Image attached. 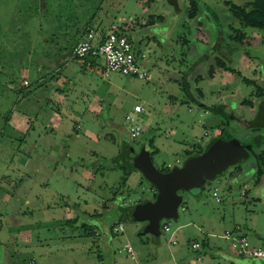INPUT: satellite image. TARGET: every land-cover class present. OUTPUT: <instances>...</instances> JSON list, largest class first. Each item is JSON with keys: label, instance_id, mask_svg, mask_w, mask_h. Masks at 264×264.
<instances>
[{"label": "rangeland", "instance_id": "1", "mask_svg": "<svg viewBox=\"0 0 264 264\" xmlns=\"http://www.w3.org/2000/svg\"><path fill=\"white\" fill-rule=\"evenodd\" d=\"M218 1L198 0L214 6ZM180 3L187 7L184 0ZM139 7L136 0H0V264H174L172 240L185 246L199 241L206 260L221 251L233 257H218L222 264H264V258L237 255L223 238L226 230H241L252 245L264 247V189L250 190L249 182L230 184L226 173L201 188L182 191L179 217L169 221L170 231L161 232L158 239L145 233L146 222L130 217L131 206L151 199L155 191L139 170L128 169V160L120 155L123 144H132L136 152L145 148L154 166L167 171L215 135L206 124L210 115L204 104L215 105L231 96L236 110L238 94L252 90L240 77L224 92L223 82L202 75L197 82L184 79L192 92L187 98L180 78L188 65L177 60L183 65L179 71L172 60L179 48L172 50L169 44V35L179 33L178 28L161 35L159 42H141L149 57L147 81L109 76L111 105L103 114L76 119L65 115L60 99H48L55 86H63L55 83L59 73L54 70L69 62L73 66L68 46L77 31L95 26L101 17L107 25L148 22L152 12ZM168 26L153 30L144 24L137 31L150 37V31L165 32ZM243 30L253 32L249 27ZM259 33L264 37V31ZM263 37L252 35L242 43L245 50L253 47L246 51L254 58L242 77L261 76L263 51L257 45ZM89 75L102 82L97 72ZM84 84L91 88L89 81ZM71 97L67 104L73 107L76 100ZM136 104L142 107L140 113L133 111ZM236 125H229L228 132L242 139L247 128ZM130 126L140 129L137 137L130 135ZM118 223L121 231L114 229ZM127 244L136 252V262L124 249Z\"/></svg>", "mask_w": 264, "mask_h": 264}, {"label": "flooded vegetation", "instance_id": "2", "mask_svg": "<svg viewBox=\"0 0 264 264\" xmlns=\"http://www.w3.org/2000/svg\"><path fill=\"white\" fill-rule=\"evenodd\" d=\"M143 1L144 4H148L145 13H148L149 10L152 12L148 13L149 21L144 24L153 25L154 23H158V25H161L159 23H163L165 25L167 23L166 17L168 16L172 19V22L169 23L170 30L167 35L170 34L174 28L179 29V33H172L174 36L172 35L171 40L174 41L176 39V43L179 44V55H177V57L175 56L176 61L174 65L179 67V71L182 69L183 65H179L177 60L180 61V63L185 62V64L188 65L180 78L182 89L185 91L187 98L190 96L192 97V92L188 87L187 81H184V79L188 77L194 78L196 82L203 78L202 75L212 80L218 79V81H220L219 83L223 82L222 91L224 92L232 88L236 80H239L240 77L245 83L252 85V90L247 95L238 94L240 95V99H237L236 110H240V112L232 109V104L236 103V101L233 100L231 96L226 97L224 101L215 105L208 106L204 104V111H207L206 114L210 115L206 120V124L210 128H213L215 135L204 142L200 149H197L198 151H188L184 158H189L190 155L203 152L214 138L219 137L224 139L223 137H226L228 139H238L228 132L229 125L236 123V126L247 128V132L243 138L238 140L243 145H251L252 149L246 159H242L238 164L228 167L224 173H226L228 180H230L232 184L234 182V177L238 179L244 178L245 181H238L243 186H246V182H249L250 190L251 187L260 191L263 190L264 64L258 68L261 71L259 72L261 76L258 78L242 77L241 71L247 66V68H249V65H251L249 61L254 59L246 51L253 47L245 50L242 43L248 40V37L252 35H254L255 38L256 36L259 38L263 37L259 32L264 31V28L243 23L235 17L231 11L232 7L248 11L254 0H247L243 4H237L231 0H219L216 6L207 3L199 4L198 0H184L187 6L185 9L182 6L183 4L181 5L180 3L181 0H159V2L157 0ZM160 2L161 5H158L157 3ZM151 4H154L153 9L149 7ZM170 7L172 9H170ZM182 15H184L183 17L185 18L183 19L185 20L182 19ZM174 16L176 20L173 19ZM243 27H249L253 32L247 34V32L243 30ZM214 29L217 30V35ZM221 37L223 41L220 45H217L216 41ZM263 45L264 41L257 46L263 51L260 52V55L264 59ZM254 49L256 50L257 48ZM242 57L247 60H242ZM148 59L149 57L147 54V62ZM239 63H243V66L239 65ZM179 71L177 75H179ZM251 72L252 74L256 73V69H253ZM185 84L187 85L186 88L184 87ZM240 119H242V122H240ZM127 157L128 156H126V158Z\"/></svg>", "mask_w": 264, "mask_h": 264}, {"label": "water", "instance_id": "3", "mask_svg": "<svg viewBox=\"0 0 264 264\" xmlns=\"http://www.w3.org/2000/svg\"><path fill=\"white\" fill-rule=\"evenodd\" d=\"M159 35L165 36L166 33ZM251 149V145H243L238 139L218 137L212 139L203 152L184 158L181 165L160 171L154 166L148 150L142 148L136 152L132 145L124 144L123 151L127 153L131 168L139 170L155 191L151 199L131 206L136 221L146 222L145 233L158 239L162 224L179 217L182 191L203 187L206 181L215 179L228 167L246 159ZM239 179L234 177L233 184L240 183ZM163 219L166 222L161 223Z\"/></svg>", "mask_w": 264, "mask_h": 264}, {"label": "crops", "instance_id": "4", "mask_svg": "<svg viewBox=\"0 0 264 264\" xmlns=\"http://www.w3.org/2000/svg\"><path fill=\"white\" fill-rule=\"evenodd\" d=\"M122 6L120 4L119 9H121ZM139 6L140 7L144 6L143 10L145 12L147 7H148V4H144V1L141 0V1H139ZM149 7L151 9V6H149ZM106 15L107 14H105L104 16H106ZM175 16L173 17L174 20H176ZM143 17H144V15H143ZM113 19L117 20L116 16H113ZM101 20H104V17L99 18V20L96 22L95 26H92V28L96 29L98 34L109 31L110 29H112L113 26L117 27V30L124 32L128 36L129 40L135 45V47L140 49V50L142 48L141 42H143V43L149 42L150 43L149 39L155 40V42H159L162 40V36L158 35V34L168 33L170 30L169 26H168L167 27L168 29L166 28L165 32L162 30H160V32L158 31V33H154L152 31H150V37H145L144 35H141L137 31L138 28H140L141 26L144 25L143 19L141 22H138V21L133 22V25L129 24L127 22L121 23V24L111 23L110 25H107V23L100 22ZM118 20H120L121 22H124L125 17L120 16V17H118ZM139 20H140V18H139ZM159 24H161V25H158V23H154L153 25L151 24L149 26L151 29L153 28V30H155L156 27H162L163 28V26H165L166 24L169 25V22H167L165 25L163 23H159ZM88 28H91V27H88ZM85 30H86V28H84L82 30L79 29L77 31L76 37L74 38L73 41H71L70 45L68 46L69 48H71L70 46H72L76 41H79L83 37ZM172 35L174 36V34H172ZM155 36L157 37L158 40L154 39ZM165 36H167V35H165ZM169 36H170V38H169L170 43L169 44L171 46V49L177 50L179 44L176 43V39L174 41H172L171 40L172 36L171 35H169ZM196 36H198V35H196ZM161 44L159 43V45H161ZM70 60L72 61L73 66H71V63L69 62L67 64L62 65V67L64 69H62V67L61 68L57 67L54 70L56 73L57 72L59 73V75L55 77V79H56L55 83L61 82L63 84V86H62V89H59L58 87L55 86V88H53L51 95L48 97V99L51 101L55 100L56 97L58 99H60V101L63 102L62 106H65V109H64L65 115L68 114L69 116H73L76 119H79V118L83 119L84 116L88 113L95 114V115L103 114V112H104L103 109L108 108L111 105V100L109 99V89L111 87L109 84V77L103 78L100 75L99 69H98L99 67H98V65L95 64V61L75 60L71 57V55H70ZM172 60H173V62H175L176 58H175V60H174V58ZM57 70H59V71H57ZM60 71L62 73H60ZM92 71L97 72V74L101 78L102 82L99 83L97 80L93 79L91 75H89V73H91ZM64 72H65V74H64ZM113 74H116V73H113ZM105 79H107V80H105ZM42 80L43 79L39 78V81H42ZM88 81L90 82L89 87H91V88H88L84 84ZM105 81H108V83L105 84ZM71 95H74L73 99L76 100L74 102L75 105L73 107H71L70 105L67 104V101L72 99ZM74 107H76V108H74ZM204 112L206 113L207 111H204ZM51 118L54 120V115H52ZM51 118L48 122L53 121V120H51ZM76 119H74V120H76ZM46 137L48 138V137H50V135L47 134ZM124 144H123V146H124ZM236 228H238V227H236ZM226 231H230V230H226ZM232 232H235V231H232ZM235 233L236 234L245 233V231L238 230ZM173 241H175V240H172L171 244L176 246L174 251H173V255L175 258L174 264H213V260L216 259L219 261V258L223 261L227 260V259L233 260V257L230 258V254H227V253L221 252V251H215L214 252L215 254L214 255L212 254V257H215V258H213V259L210 258L209 260H206L205 258H203L204 257L203 253L205 250H204L201 243H200L201 249L199 251H194L191 249L190 246L180 245L176 242L174 244ZM194 241H197V240H194ZM252 246H254V245H252ZM254 247H260V246H254ZM198 253L201 256L200 260H196V258H195L196 254H198ZM219 263L222 264L221 261H219Z\"/></svg>", "mask_w": 264, "mask_h": 264}, {"label": "built area", "instance_id": "5", "mask_svg": "<svg viewBox=\"0 0 264 264\" xmlns=\"http://www.w3.org/2000/svg\"><path fill=\"white\" fill-rule=\"evenodd\" d=\"M116 31L117 28L113 26L112 29L102 35L101 33L98 34L96 29L88 28L83 37L71 48V57L75 60H102V64L98 65V69L103 78H108L111 74L116 73L147 81L150 75L146 67V51L136 48L126 35L118 34ZM133 111L140 113L142 107L136 104L133 107ZM128 130L132 138L140 134L138 127L130 126ZM213 196L216 201H219L215 192H213ZM114 229L121 231L123 226L118 223ZM169 231L170 223L162 224L161 232L166 233ZM223 238L227 241L229 249L239 256L264 258V248L252 246L245 233L236 234L232 231H226L223 234ZM173 243L175 244V241ZM190 247L194 251H199L201 244L198 241H192ZM124 249L130 260L136 262L137 256L134 249L129 244L125 245ZM195 258L200 260V254H196Z\"/></svg>", "mask_w": 264, "mask_h": 264}, {"label": "trees", "instance_id": "6", "mask_svg": "<svg viewBox=\"0 0 264 264\" xmlns=\"http://www.w3.org/2000/svg\"><path fill=\"white\" fill-rule=\"evenodd\" d=\"M231 11H232L233 15L235 17H237L243 23H246L247 25H250V26H257V27H263L264 28V1L263 0H254L252 2V4H251L250 9H248V11H244L243 9H239L237 7H232ZM86 30H87V28H86ZM86 30H85V32H86ZM104 33H101V34L103 35ZM116 33L126 35L124 32H121V31H118V30L116 31ZM222 41H223V39L221 37L220 39H218L216 41V44L220 45ZM73 45L71 46V48L73 47ZM71 48L68 49L69 54H70ZM184 87L186 88L187 85L185 84ZM223 138L224 139H228L226 137H223ZM125 144H128V143H125ZM120 155H121V157L123 159L126 158V156H127L126 151L125 150L122 151ZM190 156H192V155H190ZM116 159H114V160H116ZM119 159H121V158H119ZM119 167H123L121 162L119 163ZM128 169H132L131 168V164H130V167ZM123 209L127 210L125 208H123ZM128 210H130V212H131V208L130 207H128ZM130 217L133 220H136L135 216H133V212L131 213ZM90 234L92 235L93 233L90 232Z\"/></svg>", "mask_w": 264, "mask_h": 264}]
</instances>
